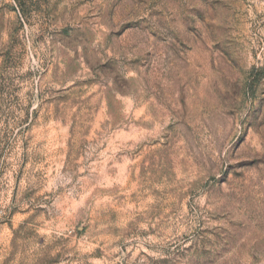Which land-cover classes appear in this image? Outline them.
<instances>
[{
	"label": "rangeland",
	"instance_id": "374dc122",
	"mask_svg": "<svg viewBox=\"0 0 264 264\" xmlns=\"http://www.w3.org/2000/svg\"><path fill=\"white\" fill-rule=\"evenodd\" d=\"M0 264H264V0H0Z\"/></svg>",
	"mask_w": 264,
	"mask_h": 264
}]
</instances>
